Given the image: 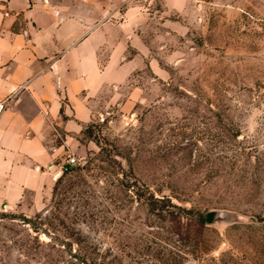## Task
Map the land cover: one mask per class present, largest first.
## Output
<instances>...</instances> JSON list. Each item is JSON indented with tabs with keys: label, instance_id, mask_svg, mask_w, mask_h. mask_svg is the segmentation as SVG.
Returning a JSON list of instances; mask_svg holds the SVG:
<instances>
[{
	"label": "rangeland",
	"instance_id": "obj_1",
	"mask_svg": "<svg viewBox=\"0 0 264 264\" xmlns=\"http://www.w3.org/2000/svg\"><path fill=\"white\" fill-rule=\"evenodd\" d=\"M101 29L91 121L0 201V264H264V0H128Z\"/></svg>",
	"mask_w": 264,
	"mask_h": 264
},
{
	"label": "crops",
	"instance_id": "obj_2",
	"mask_svg": "<svg viewBox=\"0 0 264 264\" xmlns=\"http://www.w3.org/2000/svg\"><path fill=\"white\" fill-rule=\"evenodd\" d=\"M128 0H0V201L45 185L91 121L88 73L106 15ZM61 167V168H60Z\"/></svg>",
	"mask_w": 264,
	"mask_h": 264
},
{
	"label": "water",
	"instance_id": "obj_3",
	"mask_svg": "<svg viewBox=\"0 0 264 264\" xmlns=\"http://www.w3.org/2000/svg\"><path fill=\"white\" fill-rule=\"evenodd\" d=\"M204 222L207 225L214 224L223 220V215L219 212H209L204 217Z\"/></svg>",
	"mask_w": 264,
	"mask_h": 264
},
{
	"label": "built area",
	"instance_id": "obj_4",
	"mask_svg": "<svg viewBox=\"0 0 264 264\" xmlns=\"http://www.w3.org/2000/svg\"><path fill=\"white\" fill-rule=\"evenodd\" d=\"M8 104H9V100H4V101H1L0 102V114L5 111L8 107ZM103 121V120H101ZM76 164V159L75 157H72V156H69L67 159H66V162H65V165L67 167H72Z\"/></svg>",
	"mask_w": 264,
	"mask_h": 264
},
{
	"label": "trees",
	"instance_id": "obj_5",
	"mask_svg": "<svg viewBox=\"0 0 264 264\" xmlns=\"http://www.w3.org/2000/svg\"><path fill=\"white\" fill-rule=\"evenodd\" d=\"M202 220L205 221L204 218Z\"/></svg>",
	"mask_w": 264,
	"mask_h": 264
}]
</instances>
